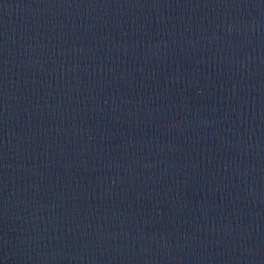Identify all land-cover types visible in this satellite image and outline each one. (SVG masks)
Returning <instances> with one entry per match:
<instances>
[{
  "label": "water",
  "instance_id": "95a60500",
  "mask_svg": "<svg viewBox=\"0 0 264 264\" xmlns=\"http://www.w3.org/2000/svg\"><path fill=\"white\" fill-rule=\"evenodd\" d=\"M0 264H264V0H0Z\"/></svg>",
  "mask_w": 264,
  "mask_h": 264
}]
</instances>
